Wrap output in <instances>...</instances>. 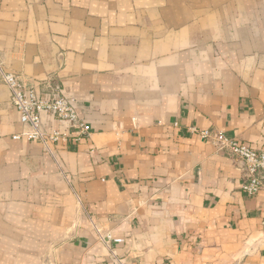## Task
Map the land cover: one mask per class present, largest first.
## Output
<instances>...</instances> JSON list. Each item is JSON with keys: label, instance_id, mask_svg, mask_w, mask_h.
Wrapping results in <instances>:
<instances>
[{"label": "crops", "instance_id": "0c3cea01", "mask_svg": "<svg viewBox=\"0 0 264 264\" xmlns=\"http://www.w3.org/2000/svg\"><path fill=\"white\" fill-rule=\"evenodd\" d=\"M0 65L90 126L15 140L0 73V264H113L97 229L126 264H264V188L192 131L264 149V0H0Z\"/></svg>", "mask_w": 264, "mask_h": 264}, {"label": "built area", "instance_id": "2783aa9c", "mask_svg": "<svg viewBox=\"0 0 264 264\" xmlns=\"http://www.w3.org/2000/svg\"><path fill=\"white\" fill-rule=\"evenodd\" d=\"M3 82L11 96V105L19 114L20 122L27 127L22 134L16 135L15 140L25 139L41 144L48 154L52 148L65 145L67 138L76 140L88 134L90 126L78 115L77 101L63 94L60 88L47 85L49 92H42L27 87L21 76L6 73L1 69ZM43 115H49L59 123L58 129L48 130L43 122ZM74 130V132H72ZM202 139L212 142L219 151L230 154L244 165L246 183L243 192L250 197L258 195L264 188V149L257 150L251 144L236 138H229L223 132L213 130L192 129ZM97 229L99 240L109 249L110 261L113 264H126L112 250L111 234H101Z\"/></svg>", "mask_w": 264, "mask_h": 264}, {"label": "water", "instance_id": "95a60500", "mask_svg": "<svg viewBox=\"0 0 264 264\" xmlns=\"http://www.w3.org/2000/svg\"><path fill=\"white\" fill-rule=\"evenodd\" d=\"M45 264H52V262H51V258L47 257V258L45 259Z\"/></svg>", "mask_w": 264, "mask_h": 264}, {"label": "rangeland", "instance_id": "374dc122", "mask_svg": "<svg viewBox=\"0 0 264 264\" xmlns=\"http://www.w3.org/2000/svg\"><path fill=\"white\" fill-rule=\"evenodd\" d=\"M77 209L80 210V205L79 204H77Z\"/></svg>", "mask_w": 264, "mask_h": 264}]
</instances>
